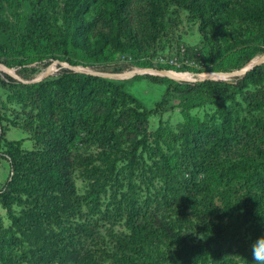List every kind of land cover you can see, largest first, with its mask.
Masks as SVG:
<instances>
[{
    "label": "rangeland",
    "instance_id": "374dc122",
    "mask_svg": "<svg viewBox=\"0 0 264 264\" xmlns=\"http://www.w3.org/2000/svg\"><path fill=\"white\" fill-rule=\"evenodd\" d=\"M149 2H125L130 16L129 32L139 47L130 45L129 38L119 34L111 24L99 20L95 31L112 36V42L103 58L93 59L72 45L63 13L64 0H0V111L4 115L3 128H0L2 132L4 129L8 140H23L25 152L40 153L50 149L48 144H55H39L35 132L45 128L39 126L42 121L51 127L54 123L59 125L56 118L49 121L41 115L39 95L34 89L18 85L35 84L31 81L40 80L48 71L50 75L41 81L54 79L64 68L78 74L96 72L98 77L122 85L147 109L164 101L162 112L144 123L149 133L148 142L144 151L142 147L139 149L143 156L133 179L121 169L127 163L122 156L141 136L133 126V119L127 116L123 118L125 126L117 129L113 138L97 143L82 131L68 149L57 148L58 151L50 157L31 155L27 173L44 186L47 199L42 202L45 207L53 208L55 198L64 194L68 195L70 203H76L69 223L75 239L70 246L73 254L59 247L62 252L55 258L52 250L56 249V235L60 231L44 221L42 240L31 239L33 231L21 235L24 246H21L19 264H31V249L39 256L45 253L52 264H126L124 259L132 250L127 209L133 204L139 209L141 219L156 222L155 227L161 232L170 229L191 240L203 239L207 227L212 226L211 221L215 219L208 209V202L217 195L219 181L212 176L206 181L210 189L194 194L192 187L188 186L193 168L182 165L181 135L186 128L195 129L201 123L220 124L217 98L208 93L205 85L208 81L218 82L222 87L231 85L230 90L235 91L234 99L225 102V107L233 110L237 118L235 138L225 156L237 158L241 154H253L256 147H264V82L258 86L251 84L239 92L234 85L245 74H230L264 57V40L257 37V31L245 23L239 32L218 31L209 43L203 45L200 21L188 11L169 5L165 7L166 28L153 41ZM95 15L92 10L88 16L95 20ZM44 25L52 27L46 37L40 36ZM238 37L249 39V42L231 52L220 48L229 39L235 41ZM65 39L68 43L60 46ZM188 49H195V52L189 54ZM173 57L185 65L177 67L167 63ZM166 71L173 76L165 75ZM185 73L192 77L181 79L175 76ZM8 76L15 79V85L11 79V86L1 83ZM5 148L7 146L0 142L1 157ZM52 157L55 160L60 158L61 170H46L47 161ZM114 164L117 167L111 176L108 169ZM12 175L11 162L2 159L0 190ZM57 175L66 178L59 188L54 182ZM244 192L240 190L239 196ZM52 195L55 196L50 198ZM31 200L14 205L15 213L22 216L24 211L29 212L31 204L27 203ZM0 223L4 227L12 224L1 203ZM252 240L251 235H242L236 243L233 242L232 254L237 264H246L251 256Z\"/></svg>",
    "mask_w": 264,
    "mask_h": 264
},
{
    "label": "trees",
    "instance_id": "16d2710c",
    "mask_svg": "<svg viewBox=\"0 0 264 264\" xmlns=\"http://www.w3.org/2000/svg\"><path fill=\"white\" fill-rule=\"evenodd\" d=\"M125 2L126 0H64L63 13L72 45L93 59L103 58L109 51L112 36L95 31V26L100 20L111 24L119 34L126 35L130 45L139 47L138 41L129 32L130 16L126 11ZM149 4L153 41H156L166 28L165 7L169 5L188 11L193 18L200 21L203 45L209 43L218 31L227 34L239 32L245 23L257 31L258 38L264 40V0H150ZM92 10L96 13L95 20L88 16ZM237 23L239 26H236ZM229 27L231 28L228 29ZM51 28L50 25L42 26L40 36L49 35ZM248 42L249 39L238 37L235 41L229 39L220 45V48L231 52ZM67 43L68 40L65 39L59 44L65 46ZM194 50L188 49L187 52L193 54ZM9 79L16 84L11 76L1 83L11 86ZM263 82L262 64L248 71L234 86L242 92L251 84L258 86ZM19 84L34 89L42 101L41 115L49 121L56 118L55 122L59 125L54 123L51 127L45 121L41 122L39 126L45 127L46 130L43 128L40 132H35L37 142L55 144H48L50 149L40 153L25 152L23 140H8L4 129L2 132L0 128V142L7 146L3 157L0 156V163L5 158L13 167L11 179L0 190V203L7 210L12 222L9 227L0 223L2 264L21 262V246H24L21 235L33 231L31 239L42 240L44 221L56 226L60 231L56 235V249L52 250L54 257H60L62 251L59 247L73 254L70 246L75 237L69 223L76 203H70L68 195L64 194L55 198L53 208L45 207L42 202L47 199L44 186L27 173L32 161L31 155L42 154L50 157L58 151L57 148L68 149L82 131L97 143L106 138H113L116 130L125 126L123 118L127 116L133 119V126L141 136L122 156L127 163L121 169L124 173L127 171L133 179L143 156L139 149L142 147L144 151L148 142L149 133L144 123L151 116L160 114L164 107V101H161L155 108L147 109L138 99L127 93L122 85L95 75L78 74L67 68L57 73L54 79L35 84ZM205 85L208 93L217 98L221 122L213 125L201 123L195 129L186 128L183 131L182 165L193 168L188 186L192 187L195 195L210 189L206 181L212 176L219 181L220 189L217 195L211 197L208 202L209 211L215 215V219L211 221L212 226L207 227L203 239L191 240L181 232L176 233L170 229L168 232H161L155 227L156 222L141 219L139 209L134 204L129 205L127 212L132 250L124 259L126 264H237L232 254L233 242L236 243L242 235H251L253 240L264 235V147H256L253 154H241L237 158L225 156L224 153L235 138L234 129L237 122L234 111L227 109L225 102L234 99L235 91H231V85L228 84L222 87L218 82L208 81ZM3 119L4 115L0 111L2 128ZM116 167L114 164L108 169L111 176ZM61 168L60 158L55 160V157H52L47 161V171L54 172ZM54 178L57 188L63 186L66 181V178L58 175ZM118 180L119 178L116 181ZM50 187L53 189L52 185ZM240 190H245L244 195L239 196ZM101 191L102 189L99 193ZM53 196L55 195L50 198ZM30 199L32 200L27 203L31 204L29 212L24 211L22 216H18L14 205H22ZM40 203L43 205L40 206ZM30 259L31 264H52L45 253L39 256L33 249L30 251ZM246 264H254L252 256L247 259Z\"/></svg>",
    "mask_w": 264,
    "mask_h": 264
},
{
    "label": "clouds",
    "instance_id": "9594fccd",
    "mask_svg": "<svg viewBox=\"0 0 264 264\" xmlns=\"http://www.w3.org/2000/svg\"><path fill=\"white\" fill-rule=\"evenodd\" d=\"M250 253L254 264H264V235L251 241Z\"/></svg>",
    "mask_w": 264,
    "mask_h": 264
},
{
    "label": "water",
    "instance_id": "95a60500",
    "mask_svg": "<svg viewBox=\"0 0 264 264\" xmlns=\"http://www.w3.org/2000/svg\"><path fill=\"white\" fill-rule=\"evenodd\" d=\"M264 63V57H261V58H259V59H257V60H255V61H253L251 64H250V66H248L247 68H245V69H242V70H238V71H234V72H232V73H230V74H232L233 76L234 75H237V74H246L248 71H250L251 69H253L255 66H257V65H261V64H263ZM171 73V72H169V71H166L165 73ZM50 73L51 72H47L45 75H43V77H41V79L40 80H35V81H31V83H36L37 81H40L41 82V80H43V79H45L47 76H49L50 75ZM90 75H95V76H97V75H99V73H96V72H90ZM171 74H168V76H170ZM105 76H109V77H116L114 74H106ZM117 78H119V77H117ZM121 78V77H120ZM208 80H211V79H208ZM218 80V79H217ZM207 81V80H206Z\"/></svg>",
    "mask_w": 264,
    "mask_h": 264
},
{
    "label": "built area",
    "instance_id": "2783aa9c",
    "mask_svg": "<svg viewBox=\"0 0 264 264\" xmlns=\"http://www.w3.org/2000/svg\"><path fill=\"white\" fill-rule=\"evenodd\" d=\"M160 60H161L162 62L164 61L163 58H160ZM169 62H170L171 65H173V66H177V67L183 66V64L185 63V62H180V61L178 60L177 57H173V58H171L169 61H167V63H169ZM184 65H185V64H184Z\"/></svg>",
    "mask_w": 264,
    "mask_h": 264
},
{
    "label": "bare ground",
    "instance_id": "6f19581e",
    "mask_svg": "<svg viewBox=\"0 0 264 264\" xmlns=\"http://www.w3.org/2000/svg\"><path fill=\"white\" fill-rule=\"evenodd\" d=\"M247 66H249V65H247ZM1 67V66H0ZM2 68V67H1ZM3 69H5V70H7L5 67L3 68ZM12 70V69H11ZM11 72V71H10ZM15 72V71H14ZM14 74V73H13ZM165 75H168V74H170V73H164ZM170 76H173V75H170ZM175 76H177L178 78H181V79H190V77H192V76H190V75H186V73H185V75L184 74H175ZM205 76H208V75H205ZM204 76V77H205ZM219 76V75H218ZM223 75H220L219 77H222Z\"/></svg>",
    "mask_w": 264,
    "mask_h": 264
}]
</instances>
